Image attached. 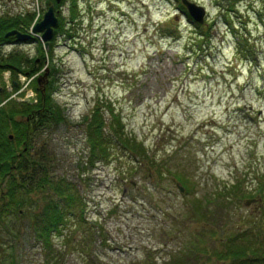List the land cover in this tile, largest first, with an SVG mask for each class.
Wrapping results in <instances>:
<instances>
[{
	"label": "rangeland",
	"instance_id": "obj_1",
	"mask_svg": "<svg viewBox=\"0 0 264 264\" xmlns=\"http://www.w3.org/2000/svg\"><path fill=\"white\" fill-rule=\"evenodd\" d=\"M65 1L66 21L46 51L56 69L52 98L66 120L38 146L46 142L52 175L70 187L77 218H66L47 246L30 210L7 217L20 231L4 239L0 256L22 259L8 264H173L190 243L209 245L203 234L214 229L216 238L219 223L232 235L257 234L264 221V0H235L228 17L223 0H186L205 11L199 31L177 0H75V20ZM41 2L0 0V15L42 14ZM15 49L39 55L37 44L6 51ZM0 82L17 107L32 95L33 83L15 88L6 72ZM96 108L105 125L93 140L102 139L107 154H93L84 124ZM115 118L142 156L113 137ZM183 179L192 184L188 192ZM198 204L203 210H194Z\"/></svg>",
	"mask_w": 264,
	"mask_h": 264
},
{
	"label": "trees",
	"instance_id": "obj_2",
	"mask_svg": "<svg viewBox=\"0 0 264 264\" xmlns=\"http://www.w3.org/2000/svg\"><path fill=\"white\" fill-rule=\"evenodd\" d=\"M177 1L181 4L180 0ZM223 2L225 15L228 17L230 12H234L238 2L232 0L231 6H225L229 0H223ZM71 4L70 15L71 19L75 20L77 18L75 11L76 1L70 0ZM180 8L186 14L187 19L190 20L185 8L182 5ZM31 21L32 18L26 24L23 20L17 22L14 19L2 18L0 20V46L9 41L5 38L8 30L12 28L28 29ZM197 28L200 29L201 27L197 26ZM204 35L206 36V33ZM43 60L44 57H42L41 64L44 63ZM35 64V62L21 55L4 58L0 49V74L8 70L11 71L13 78L19 74L31 75L37 72ZM1 88L3 86L0 82V90ZM46 94L45 97L40 95L39 103L34 106L22 104L17 107L16 103L8 102L5 106L0 107V248L8 245L4 242L8 235L11 240H16L15 235H18L20 231L17 230L19 226H11L15 221H11V225H6L7 217L15 215L18 219H21L22 213L30 210L27 216L29 217L30 225L35 234L38 235L37 238L41 239L47 246L52 235L61 234L63 226L67 222L66 218H69V216L70 220L77 218L75 213L79 208L75 205L77 200L70 193V187H65L66 185L61 179L56 180L52 175L55 172V162L46 147L36 148L35 144L23 145L24 138L28 132L30 141L40 139L48 129H54L66 120L64 111L54 103L49 93ZM4 96L6 97L3 90V92H0V104L5 99ZM100 113L98 108H96L90 113L89 118L84 121V124L88 125V131L90 132L88 134L92 142L93 154H95L97 149L107 154V146L109 145V141L108 143L106 142L107 150H102L104 142H99L102 139L93 140V137L101 138V130H103L105 125ZM26 119H30V123L24 122ZM115 119L110 128L112 129L113 137L121 141L123 146L128 144L130 147L126 146V150L142 156L141 145L126 134L121 120ZM29 154L37 156L35 159L39 162L27 158L26 156ZM180 184L187 192L188 185H192L185 182V179ZM234 189L235 187L233 186L230 190H223L220 196L225 197V192L228 191L234 193ZM195 206L197 208H194L195 211L203 210L202 205L198 204ZM261 209H264V205H262ZM32 211L33 213H31ZM34 211L37 212L34 213ZM262 214L264 216V211ZM17 218H15L16 221L18 220ZM257 225L259 227L257 234L249 232L248 235V232L244 231L247 229H244L238 231L236 235H232L230 231H227L228 229H225L219 223V233L216 238L213 237L217 232L214 229L211 233L203 234L204 239H209V245L190 243L188 250L183 249L172 257L171 263L264 264V221L262 224ZM181 254H184L185 258L177 259L176 257ZM199 254L203 257L208 255V257L204 261H198L196 256ZM2 258L4 264H8V262L16 263L22 260L20 256L14 255L2 256Z\"/></svg>",
	"mask_w": 264,
	"mask_h": 264
},
{
	"label": "flooded vegetation",
	"instance_id": "obj_3",
	"mask_svg": "<svg viewBox=\"0 0 264 264\" xmlns=\"http://www.w3.org/2000/svg\"><path fill=\"white\" fill-rule=\"evenodd\" d=\"M55 1V4H49L48 2H46L45 0L44 1H42L41 3L43 4V6H42V14H37V13H34V12H32V11H26V12H24L21 16H22V18H25V19H31V18H33V19H35V21L33 22V27H32V29L38 24V23H40L41 21H42V19L44 18V16L46 15V13H47V11H48V9L49 8H53L54 9V12H55V15H56V18H57V26L56 27H53V29H52V39H54V37H55V35H57L58 33L57 32H59V28L63 25V22H65L66 20L64 19V17H62L61 16V12H60V8L63 6V4L62 5H60V3L58 4L57 3V0H54ZM36 15H39V17H36ZM36 17V18H35ZM7 19L8 20H10V19H13L12 17H8V15H7ZM32 29L30 30V33L32 34ZM23 31V33L22 34H24V35H26L25 33H28V30L27 29H22ZM44 32H45V30L43 31V32H40V33H38L39 35H34L35 37H41V36H43V34H44ZM34 42H36V44H38V45H40V43L41 42H38L37 43V41L36 40H33ZM9 44H14V42H10ZM50 45H51V42H50ZM39 61V60H38ZM44 71L45 72H49V74H48V76H49V78H51L52 76H51V71H52V68L48 65V66H46L45 68H44ZM30 119L28 120V119H26V120H24V122H26V123H30ZM20 122H23V121H21L20 120ZM23 122V123H24ZM28 135H29V132L27 133V136L24 138V143H23V145H27V144H34V142L36 141L35 139H33L32 141H30V137H28Z\"/></svg>",
	"mask_w": 264,
	"mask_h": 264
},
{
	"label": "water",
	"instance_id": "obj_4",
	"mask_svg": "<svg viewBox=\"0 0 264 264\" xmlns=\"http://www.w3.org/2000/svg\"><path fill=\"white\" fill-rule=\"evenodd\" d=\"M57 1L60 2V0H57ZM183 4L187 7L190 15L194 18V20L198 23H202L203 21L202 18L204 17V10L186 2V0H183ZM195 13H198V14H195ZM56 24H57V20L54 16L53 8H50L49 11L44 16L43 22L38 24L34 28V32H41L42 30L43 31L45 30L43 40L48 41L51 39V35H52L51 28L55 27ZM18 39L24 40L25 37H19Z\"/></svg>",
	"mask_w": 264,
	"mask_h": 264
},
{
	"label": "bare ground",
	"instance_id": "obj_5",
	"mask_svg": "<svg viewBox=\"0 0 264 264\" xmlns=\"http://www.w3.org/2000/svg\"><path fill=\"white\" fill-rule=\"evenodd\" d=\"M7 15H8V17H13L14 20L17 22L22 21V16L20 15V13L18 15H10V14H7ZM0 264H4V260L1 256H0Z\"/></svg>",
	"mask_w": 264,
	"mask_h": 264
}]
</instances>
